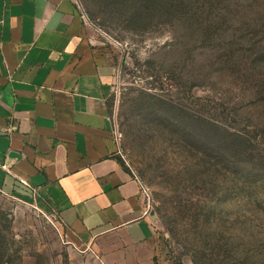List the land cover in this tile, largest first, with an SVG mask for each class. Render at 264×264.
<instances>
[{"label": "rangeland", "instance_id": "374dc122", "mask_svg": "<svg viewBox=\"0 0 264 264\" xmlns=\"http://www.w3.org/2000/svg\"><path fill=\"white\" fill-rule=\"evenodd\" d=\"M75 1L114 57L119 148L163 256L264 264V0ZM71 249L55 211L0 190V264Z\"/></svg>", "mask_w": 264, "mask_h": 264}, {"label": "crops", "instance_id": "0c3cea01", "mask_svg": "<svg viewBox=\"0 0 264 264\" xmlns=\"http://www.w3.org/2000/svg\"><path fill=\"white\" fill-rule=\"evenodd\" d=\"M116 69L75 0H0V190L55 211L69 264H173L114 138Z\"/></svg>", "mask_w": 264, "mask_h": 264}, {"label": "built area", "instance_id": "2783aa9c", "mask_svg": "<svg viewBox=\"0 0 264 264\" xmlns=\"http://www.w3.org/2000/svg\"><path fill=\"white\" fill-rule=\"evenodd\" d=\"M76 2V1H75ZM79 10V9H78ZM80 12V15L82 17V19L85 21V22H90L89 19L87 18V16L85 15L84 12H82L81 10H79ZM14 126L13 124H10L8 126V130L11 132L13 130ZM113 134H114V138H115V141L117 142L118 146L120 147V141H121V136H120V133L118 132V129H117V124H116V121L113 117ZM119 153L123 156L120 148H119ZM124 158V157H123ZM132 170V169H131ZM133 171V170H132ZM133 173L135 174V176L137 177V179L139 180V183H140V187H141V192L142 194L145 196V199H146V203H147V206L148 208H151L152 207V202H153V197H152V193L150 191V189L148 188V186H146L144 184L143 181H141L139 179V177L136 175V173L133 171Z\"/></svg>", "mask_w": 264, "mask_h": 264}, {"label": "trees", "instance_id": "16d2710c", "mask_svg": "<svg viewBox=\"0 0 264 264\" xmlns=\"http://www.w3.org/2000/svg\"><path fill=\"white\" fill-rule=\"evenodd\" d=\"M251 141H252V139H251ZM249 195H252L251 193H249ZM257 197V196H256Z\"/></svg>", "mask_w": 264, "mask_h": 264}]
</instances>
